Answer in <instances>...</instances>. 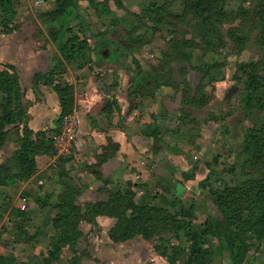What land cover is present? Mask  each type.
Segmentation results:
<instances>
[{
    "label": "trees",
    "instance_id": "1",
    "mask_svg": "<svg viewBox=\"0 0 264 264\" xmlns=\"http://www.w3.org/2000/svg\"><path fill=\"white\" fill-rule=\"evenodd\" d=\"M109 1L88 0L90 8L98 18L102 16L110 18L109 29L92 35L96 42L94 49L109 48L110 52H115L114 58L117 59L119 54L125 56L141 50L149 52L151 43L158 34L157 38L161 37L166 42V47L162 50L163 56L157 58L155 71L145 70L136 62L132 75L134 80L127 87L128 96L135 94L153 96L159 86L171 85L180 91L182 106L202 109L207 105L208 99L202 93L201 87L198 85L193 88L186 72L188 69L184 65L177 70L182 76L180 75L181 80L176 82L173 64L185 62L190 64L189 50L204 48L212 42L223 46L229 43L231 46L229 54H239L244 49L250 33H256L255 39L261 49L262 58L236 63V71L246 74L248 78L250 93L247 96V103L249 107L250 105L253 107L251 114H248L252 126L244 134L243 149L244 152L246 149L248 154L240 163L231 164L227 170L240 178L239 183H225L208 191L209 201L218 208L219 214L206 206L207 218L199 227L193 225L183 209L171 211L150 202H139L131 188L114 190L110 192L106 201L86 202L82 206L78 203L82 189L63 167V158H59L58 176L62 178V189L51 204V212H46L48 217L46 225L54 233V237L47 250L45 263L55 259L62 247L67 245L73 253L72 264H78L75 246L83 236L79 227L81 221L85 220L95 225L96 216L103 215L116 219L115 225L107 232L114 243L135 236H140L144 240L156 237L164 241L166 245H162L164 249L161 251V255L166 258L164 264L177 262L184 264L183 257L191 258L194 264H207L202 246L209 237L217 239L219 250L228 254L230 264H251L246 261L249 249L253 247L259 250L264 245V74L257 69L259 64L264 65V0H242L247 2V6L235 10L229 7V0H164L160 4L152 2L146 7V11L152 16L147 27L151 29L149 39L145 38V33L135 34L139 27L133 20L132 22L122 16H113ZM114 1L117 3V0ZM12 4L13 0H0V9L9 8ZM175 5L180 7L179 10H174ZM78 9L77 0H55L50 11L39 13L41 25L63 59L70 58L89 47V37L85 36V31L89 29L88 22L81 20L78 23L79 33L73 32L71 22L79 17ZM8 12L12 17V8H9ZM9 22V19L3 18L0 25L5 28ZM129 22L131 26L127 25ZM121 23L129 27V34L124 43H118L110 37V33ZM222 29L226 32L224 33ZM68 35L69 37H66ZM59 64L60 61L44 78L46 83L52 84L58 95L62 117L73 112L74 86L62 78L63 71ZM223 65L224 63L214 62L210 68ZM198 71L200 73L201 69ZM207 71L203 73L204 76L210 75ZM231 79L236 83L240 80L236 72L231 75ZM114 84L117 85V82ZM115 102V98L107 100L103 106L104 112H110L111 105ZM180 109L177 130L182 133L201 130V122L194 112L182 107ZM24 115L19 75L14 66L6 64L0 69V151L12 129L17 130V147L5 162H0V196L3 195V188L26 181L34 175L35 156L38 153L54 152L50 139L52 131L33 133L24 124ZM110 148V145L104 147L102 158L114 152L115 147L112 151H109ZM197 166L198 162L192 164L191 170L188 171L191 176L186 174L184 176L192 177ZM204 169L206 171L198 182V187L210 180L214 173L208 162H204ZM34 204L38 206L36 201ZM11 211L12 213L15 211L13 215L16 218L14 241H31L34 235H30L22 218L23 211L29 210L11 208Z\"/></svg>",
    "mask_w": 264,
    "mask_h": 264
},
{
    "label": "crops",
    "instance_id": "2",
    "mask_svg": "<svg viewBox=\"0 0 264 264\" xmlns=\"http://www.w3.org/2000/svg\"><path fill=\"white\" fill-rule=\"evenodd\" d=\"M54 1L13 0L12 6L9 7L13 10L12 17L9 15V8L0 9V21L3 18L10 20L5 28L0 25V69L9 64L14 66L19 75L25 109L24 124L33 133L46 130L53 133L59 129L61 107L58 95L52 84L46 83L44 76L60 61L62 78L74 86L72 113L78 116L76 147L68 156L63 157L62 165L82 189L78 203L83 206L86 202L106 201L110 192L131 188L139 202H150L171 211L188 209L190 213H194L195 217L202 218L201 224H203L207 218V212L201 199L205 194L199 193L197 188L198 182L205 174L204 162L209 161L214 146L213 140L209 142L207 140L209 143L207 146L202 145V148L199 146L196 149L191 144L199 142L196 140L197 137L194 143L183 140L194 131L182 133L176 128L178 124L176 115L181 108L180 91L173 86L161 85L153 96L138 94L128 96L127 94L128 84L134 80L132 75L135 72L136 62L145 70H156L158 60L151 53L154 49L150 52L141 50L125 56L119 54L117 59H109L111 53L108 48V55L104 58L101 52L105 48L94 49L96 42L92 35L109 29L110 18L108 16L98 18L90 8L88 0H77L79 17L75 18L71 25L73 32L79 33L80 27L77 22L82 20L89 23V29L85 31V36L89 37V47L70 58L63 59L39 20V13L50 11L54 7ZM111 1L114 4L116 2L114 0L108 2L113 16L120 17L113 11ZM125 2L117 0L115 6L134 15L136 20L144 16L146 24L152 19L146 7L152 2L161 3L160 0H131L130 5ZM179 8L177 6L174 10ZM122 26L125 27L121 23ZM144 30L137 28L135 34L145 33L147 36L148 32ZM116 36L120 35L116 34ZM146 39H149V36ZM114 41L117 42L116 39ZM195 51L189 50L190 64L186 62L173 64L176 82H179L182 76L177 71L182 65L187 67L189 64V68L195 74H200L195 64H202L201 55ZM116 52L119 51L116 50ZM213 70L215 69L212 68L209 71L211 76ZM186 72L189 77V71ZM115 82L117 85L114 84ZM113 98L116 102L111 105L110 112H104L105 102ZM187 111L196 114L199 110ZM12 134L17 136V130L12 129L9 136ZM177 136H182L183 139L173 143ZM12 143L10 141L13 148ZM107 145L111 147L109 151H112L114 147L115 150L111 155L102 158L105 152L104 147ZM197 158L199 159L197 170L185 185L182 184L183 173L191 170L190 167L194 163L191 160ZM35 163L36 172L28 180L2 189L0 264H11L14 259L22 260L26 255L24 243L15 242L12 233L15 231L16 218L11 208H18L20 202L18 194L28 190L31 194H36L43 199L49 194L53 198L58 191L54 180L62 185V178L58 176V159L53 153H38L35 156ZM210 166L211 169L216 167L212 164ZM38 181H41V184H38ZM54 189H57L56 192ZM177 189H181V193L177 194ZM209 202L211 201H206L205 206L208 207ZM187 205H189L188 208ZM95 222L96 224L93 225L82 220L79 227L85 223L92 227L91 230L95 226L100 228L106 234V243L110 248L113 244L112 248L117 249L119 244L130 241L129 239L114 243L108 237L107 232L115 225V218L99 215L96 216ZM137 237L140 240L138 239L135 245L131 244L132 252L125 254L124 258L129 257L133 260L136 253L140 261L143 259L141 258L144 253L142 246L147 245L148 241L142 242L144 240L140 236H135L134 239ZM3 239L8 243L3 244ZM202 251L207 264H230L228 254L219 250L216 238L209 237L202 246ZM120 255L122 260L123 256L121 253Z\"/></svg>",
    "mask_w": 264,
    "mask_h": 264
},
{
    "label": "rangeland",
    "instance_id": "3",
    "mask_svg": "<svg viewBox=\"0 0 264 264\" xmlns=\"http://www.w3.org/2000/svg\"><path fill=\"white\" fill-rule=\"evenodd\" d=\"M126 1L125 4H131V0H122ZM156 1V0H154ZM159 1V0H158ZM164 0H160L162 3ZM111 7L115 14L118 16L124 17V19H131L135 23H137L139 29H145L147 36L150 37L151 29L147 28L150 25L151 21L148 20L147 24L144 21V16L139 17L136 20L134 15L128 14L124 12L123 9H118L115 4L111 1ZM229 7L233 10L236 8H244L247 6V2L242 0H229ZM177 8L175 5L174 9ZM177 10V9H176ZM75 19V18H74ZM79 20L77 23H79ZM139 23V24H138ZM127 25L131 26V23H127ZM127 25H124V28H129ZM146 27V28H145ZM128 30V29H127ZM225 33L226 30L222 29ZM166 33V30H164ZM159 35V34H158ZM157 35V36H158ZM145 36V38H147ZM153 39L151 43L150 49H154L152 53L153 57L161 58L163 56L162 50L166 47V42L163 38L159 37ZM256 33L251 32L248 36V40L245 43L244 49L239 54H229L230 53V44L219 45L217 43L212 42V44L207 45L204 48H196L195 53L201 55L202 64H195L197 70L200 68V74H193L199 79V85L201 87V91L207 97V105L194 114L198 117V120L201 122V130L194 131L193 134H190L189 137L183 139L182 136H177L176 140H173V143H178L179 139L183 140H192L197 139L199 142H193L191 144L195 149L199 146L203 147L207 146L210 140H213L214 146L212 149L211 156L209 157L210 164L216 166L213 170V174L210 177V180L204 182L200 185L197 190L199 193L205 194L202 196V202L204 204V209L206 208L205 203L209 200L208 191L216 186H222L226 184L239 183L240 178L236 177L234 174L227 172L229 166L233 163H240L248 154V151L245 149L244 152V134L248 132V129L251 128V117L248 114H251L252 105H248L247 96L249 95V87H248V78H246V74L242 72L236 71V63L238 62H249L252 60H259L262 58V52L259 45L255 39ZM124 43V41H123ZM150 52V51H149ZM109 59H113L115 56V52H110ZM133 58V57H132ZM134 59V58H133ZM131 60V59H130ZM214 62L224 63L223 66L215 67L213 69V75L204 76L203 73L208 70L210 71V65ZM260 73L264 74V65L259 64L258 68ZM207 71V72H208ZM212 71V70H211ZM236 72L239 76V82L236 83L231 79V75ZM178 79V76L176 75ZM225 79V80H224ZM198 82V81H197ZM237 85L238 90L231 97L227 98L225 96L226 88L231 85ZM174 106V104L172 105ZM173 108V107H172ZM165 111V110H164ZM181 109H178V113L176 116L180 114ZM255 117H257L255 115ZM254 118V116H253ZM203 128V130H202ZM11 137V139H10ZM179 140V141H177ZM208 140V142H207ZM10 141L13 143L10 144ZM178 145V144H175ZM16 136L14 134L10 135L7 138L4 148L0 151V162H5L8 157H10L13 152L16 150ZM202 148V147H201ZM196 152L195 150H193ZM191 152V151H190ZM197 155L196 153H194ZM189 157V155H188ZM196 158V156H195ZM191 161L199 162V159H192ZM190 163V161H187ZM193 163V164H194ZM192 167H190L191 169ZM191 176L187 171L183 173V178L181 179L182 184H186V182L190 179V177H186L184 175ZM54 176V175H51ZM77 176V175H75ZM50 177V176H49ZM58 191L54 189L56 194L51 198L49 194L46 198H41L36 194H31L30 191H21L18 195L21 198L26 196L28 199V206L26 210L28 212L23 211L22 215L23 223L30 235H34L33 239L29 242L24 243V251L26 250V255L24 259H14L11 264H18L21 262H29L35 264H72L71 258L73 253L70 251L67 245L62 247L59 255L53 259L50 263H45L47 259V250L50 246L51 239L54 237V233L49 229V226L46 225L48 217L46 216V212H51V204L54 202L57 193L62 189V185L54 180ZM59 183V184H57ZM42 186V185H40ZM181 189H177V194L181 193ZM200 198V197H199ZM34 201L37 202L36 206ZM198 203V202H197ZM189 204V203H188ZM189 205H187L188 208ZM190 206L192 204L190 203ZM15 209V207H13ZM193 209V207H191ZM33 211H36L33 213ZM190 210L185 209L184 213L187 217L190 218L193 225L198 227L201 224L202 218H198L194 216V213H190ZM192 212V211H191ZM15 215V211H13ZM34 214V215H32ZM198 215V214H197ZM199 216V215H198ZM22 221V219H21ZM16 225V223H15ZM14 225V226H15ZM91 226L82 223L80 229H82L84 235L79 239V242L75 246V250L77 251L78 256V264H164L166 263L165 256L161 255V251L164 249L162 245H166L164 241L158 240L156 237L151 240H144L142 242L148 241L143 245L144 253L141 256L143 259L140 261L137 258L136 253H134V259L131 260L129 257L124 258L125 254L132 252L131 244L135 245L136 241L139 239L133 238L130 239V243L119 244V247L116 249L113 247V244L110 248L107 242L106 234L98 227H94L91 230ZM41 232V233H40ZM13 234L15 233L12 232ZM16 233L14 234V236ZM10 240V239H9ZM13 240V239H12ZM140 240V239H139ZM154 241V242H153ZM3 244H7L8 241L3 239ZM159 246L158 248H154V246ZM119 255L117 256V254ZM122 254V260L120 259ZM152 253V254H151ZM152 255V256H151ZM161 255V256H160ZM116 257V258H115ZM189 258V257H187ZM184 264H194L191 258L186 259L183 257ZM246 261L251 264H264V245L259 248V250H255V248H250L248 254L246 255ZM74 264V263H73ZM177 264H180L177 262Z\"/></svg>",
    "mask_w": 264,
    "mask_h": 264
},
{
    "label": "built area",
    "instance_id": "4",
    "mask_svg": "<svg viewBox=\"0 0 264 264\" xmlns=\"http://www.w3.org/2000/svg\"><path fill=\"white\" fill-rule=\"evenodd\" d=\"M77 127L78 116L76 113L64 114L61 117L59 129L50 135L56 159L68 156L76 147ZM37 183L41 184V181ZM28 203L27 198H21L18 208L22 211L26 210Z\"/></svg>",
    "mask_w": 264,
    "mask_h": 264
},
{
    "label": "water",
    "instance_id": "5",
    "mask_svg": "<svg viewBox=\"0 0 264 264\" xmlns=\"http://www.w3.org/2000/svg\"><path fill=\"white\" fill-rule=\"evenodd\" d=\"M116 29V28H115ZM122 30H124L123 32L128 34L129 33V30L125 29V28H122ZM114 32V30L112 31ZM117 37V36H116ZM115 37V39H116ZM126 40V38H125ZM124 40V42H125ZM108 52H109V49L108 48H105L102 52H101V55L106 58L107 55H108ZM187 68H188V71H189V74H190V80L192 81V84H193V88H195L197 86V77L194 76L195 73L189 68V65H187ZM194 74V75H193ZM178 76V74H177ZM238 90V86L237 85H231L230 87L226 88V93H225V96L227 98L231 97L232 94H234L235 92H237ZM181 95V94H180ZM183 108L187 109V110H194L193 108H187V107H184ZM209 209L211 210H214L217 214H219V210L216 206L213 205L212 202H209V205H208Z\"/></svg>",
    "mask_w": 264,
    "mask_h": 264
},
{
    "label": "flooded vegetation",
    "instance_id": "6",
    "mask_svg": "<svg viewBox=\"0 0 264 264\" xmlns=\"http://www.w3.org/2000/svg\"><path fill=\"white\" fill-rule=\"evenodd\" d=\"M122 28H124L123 26L121 27V24H119L118 26H116V29H114V32H111L110 33V37L112 38V39H115V37H116V34L118 35H120L119 37H117L116 38V40H117V42L118 43H123V41L125 40V38H126V36L129 34H126V33H124L123 31L124 30H122ZM126 29V28H125ZM174 78H175V74H174ZM189 78H190V76H189ZM180 80H181V78H180ZM192 82V81H191ZM180 107H183L182 105H181V103H180ZM197 110H199V109H197Z\"/></svg>",
    "mask_w": 264,
    "mask_h": 264
}]
</instances>
